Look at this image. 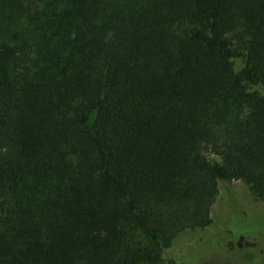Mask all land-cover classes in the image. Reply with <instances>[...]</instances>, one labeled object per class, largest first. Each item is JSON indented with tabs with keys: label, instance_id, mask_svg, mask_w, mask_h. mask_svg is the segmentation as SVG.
<instances>
[{
	"label": "trees",
	"instance_id": "obj_1",
	"mask_svg": "<svg viewBox=\"0 0 264 264\" xmlns=\"http://www.w3.org/2000/svg\"><path fill=\"white\" fill-rule=\"evenodd\" d=\"M234 179L264 201V0H0V264H182Z\"/></svg>",
	"mask_w": 264,
	"mask_h": 264
},
{
	"label": "rangeland",
	"instance_id": "obj_2",
	"mask_svg": "<svg viewBox=\"0 0 264 264\" xmlns=\"http://www.w3.org/2000/svg\"><path fill=\"white\" fill-rule=\"evenodd\" d=\"M210 158L220 161L216 155ZM210 217L214 225L203 236V241L194 235L175 239L171 252L179 258L185 255L182 264H219L226 256L239 264H259L264 253V201L258 199L247 184L236 179L221 181ZM232 241L235 242L233 247L229 246ZM218 246L233 253L225 256Z\"/></svg>",
	"mask_w": 264,
	"mask_h": 264
}]
</instances>
